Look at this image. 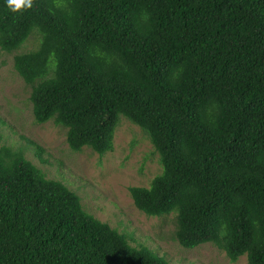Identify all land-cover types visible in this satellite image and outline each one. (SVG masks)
Listing matches in <instances>:
<instances>
[{"label":"trees","instance_id":"trees-1","mask_svg":"<svg viewBox=\"0 0 264 264\" xmlns=\"http://www.w3.org/2000/svg\"><path fill=\"white\" fill-rule=\"evenodd\" d=\"M33 29L36 48L12 57L33 121L102 156L122 115L160 165L127 187L135 208L174 211L183 248L264 264V0H32L16 13L0 0V50ZM128 239L0 147V264H170Z\"/></svg>","mask_w":264,"mask_h":264},{"label":"rangeland","instance_id":"rangeland-1","mask_svg":"<svg viewBox=\"0 0 264 264\" xmlns=\"http://www.w3.org/2000/svg\"><path fill=\"white\" fill-rule=\"evenodd\" d=\"M38 39L33 29L18 48L0 50V147L20 150L46 178L61 181L75 192L84 210L128 235L132 246H146L170 264H247L244 255L229 261L222 249L209 242L193 248L178 245L174 211L147 216L135 208L127 187H147L160 165L146 135L125 117L118 116L112 149L102 156L85 146L71 151L63 127L52 120L33 121L30 86L13 69L12 57L35 49Z\"/></svg>","mask_w":264,"mask_h":264},{"label":"clouds","instance_id":"clouds-1","mask_svg":"<svg viewBox=\"0 0 264 264\" xmlns=\"http://www.w3.org/2000/svg\"><path fill=\"white\" fill-rule=\"evenodd\" d=\"M6 5L13 13H16L21 9L31 8L32 0H6Z\"/></svg>","mask_w":264,"mask_h":264}]
</instances>
